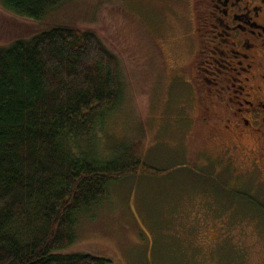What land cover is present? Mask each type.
I'll return each instance as SVG.
<instances>
[{"label": "rangeland", "instance_id": "1", "mask_svg": "<svg viewBox=\"0 0 264 264\" xmlns=\"http://www.w3.org/2000/svg\"><path fill=\"white\" fill-rule=\"evenodd\" d=\"M57 25L93 30L120 61L123 100L99 133L100 154L116 158L136 143L160 170L112 182L75 215L64 253L110 264H264V165L254 164L252 140L232 159L212 148L214 119L200 118L185 65L195 48L190 0H67L42 21L0 5V48Z\"/></svg>", "mask_w": 264, "mask_h": 264}, {"label": "trees", "instance_id": "2", "mask_svg": "<svg viewBox=\"0 0 264 264\" xmlns=\"http://www.w3.org/2000/svg\"><path fill=\"white\" fill-rule=\"evenodd\" d=\"M66 1L0 5L42 21ZM123 90L119 59L93 30L57 25L0 48V264L111 263L64 251L75 215L105 199L112 182L157 170L136 143L116 158L100 154L99 133Z\"/></svg>", "mask_w": 264, "mask_h": 264}, {"label": "flooded vegetation", "instance_id": "3", "mask_svg": "<svg viewBox=\"0 0 264 264\" xmlns=\"http://www.w3.org/2000/svg\"><path fill=\"white\" fill-rule=\"evenodd\" d=\"M190 7L186 35L195 48L185 65L200 118L214 119L212 148L232 159L252 140L254 164L264 165V0H190Z\"/></svg>", "mask_w": 264, "mask_h": 264}]
</instances>
